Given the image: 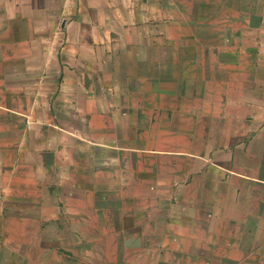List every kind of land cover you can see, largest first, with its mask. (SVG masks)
<instances>
[{"label":"crops","instance_id":"obj_1","mask_svg":"<svg viewBox=\"0 0 264 264\" xmlns=\"http://www.w3.org/2000/svg\"><path fill=\"white\" fill-rule=\"evenodd\" d=\"M0 264H264V0H0Z\"/></svg>","mask_w":264,"mask_h":264},{"label":"rangeland","instance_id":"obj_2","mask_svg":"<svg viewBox=\"0 0 264 264\" xmlns=\"http://www.w3.org/2000/svg\"><path fill=\"white\" fill-rule=\"evenodd\" d=\"M103 196H104V199H102V201H101V207H102V209L109 210L111 206H114L115 205V203L112 202L113 197H105V195H103ZM123 213L124 212H120V213L116 212L115 214H116V216L118 218V216H119L118 214L123 215ZM101 214L104 217H108L110 214H112V212H110V211L104 212L103 211V212H101ZM104 221H108V220H103V223H104ZM105 225H107V224H105ZM147 230H149L148 231V234H149L148 235V242H149V240L150 241L152 240V239H149V238L150 237H154V230H152V229H147Z\"/></svg>","mask_w":264,"mask_h":264}]
</instances>
